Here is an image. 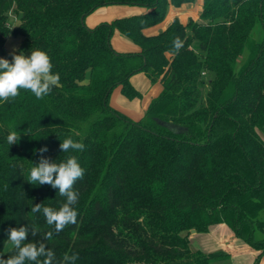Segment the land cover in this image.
Masks as SVG:
<instances>
[{"label":"trees","instance_id":"obj_1","mask_svg":"<svg viewBox=\"0 0 264 264\" xmlns=\"http://www.w3.org/2000/svg\"><path fill=\"white\" fill-rule=\"evenodd\" d=\"M196 0H0V58L48 54L60 83L42 99L30 91L0 101V254H14L8 229L36 224L41 240L52 230L42 204L59 209L66 198L50 185L27 181L42 155L60 163L75 155L84 169L74 190L77 222L45 241L62 264H214L226 255L191 247L190 236L226 224L264 258V0H203L199 20L178 18L155 34L169 10ZM110 5L147 8L94 28L87 17ZM18 20L9 26L10 14ZM118 33L139 47L122 53ZM183 42L177 51L173 41ZM142 73L162 91L134 121L114 109L116 87L142 96L131 79ZM20 140L12 145L8 134ZM72 138L82 152L63 153ZM42 259V258H41ZM26 264H34L27 262ZM64 264H71L65 261Z\"/></svg>","mask_w":264,"mask_h":264},{"label":"clouds","instance_id":"obj_2","mask_svg":"<svg viewBox=\"0 0 264 264\" xmlns=\"http://www.w3.org/2000/svg\"><path fill=\"white\" fill-rule=\"evenodd\" d=\"M182 43L179 37L173 41L177 51L182 47ZM11 55V62L0 58V101L17 97L21 89L30 91L37 99H42L51 92L53 87L59 85L60 75L53 73V64L46 52L32 49L30 56H25L23 52L16 54L14 50ZM19 140L20 134L16 130L11 131L7 136L9 145ZM84 148L83 143L76 142L70 137L60 143L63 153L69 150L82 152ZM38 151L41 154L39 163L30 169L27 181L34 186L50 185L53 189H58L59 195L65 197L66 200L59 209L42 204H35L31 207V213L42 212L47 225L52 228V230L43 232L41 240L25 242L29 229L33 237L41 232V228L36 224L8 229L7 242L13 246L14 254L8 256L7 259L0 258V264H26V261L34 262V264H53L56 259L55 253L45 241L52 240L54 234L58 235L65 227L77 222L78 212L73 206L78 201L79 192L74 190V185L77 180L83 178L84 169L75 155H70L65 161L56 163L42 155L48 151L46 146ZM2 256L3 254H0V257ZM78 258V253L71 255L65 253L62 257V264L65 261L75 264Z\"/></svg>","mask_w":264,"mask_h":264},{"label":"rangeland","instance_id":"obj_3","mask_svg":"<svg viewBox=\"0 0 264 264\" xmlns=\"http://www.w3.org/2000/svg\"><path fill=\"white\" fill-rule=\"evenodd\" d=\"M202 4L203 0H196L194 4L184 6L180 10H174L173 8H171V10H169V15L167 16L165 21L157 27V31H153L152 33H157L160 30L164 29L170 24V22L172 23L175 18H178L184 24H186L190 19L199 20V13L202 10ZM147 11V8L139 6H105L88 16L86 24L89 27L94 28L102 23H110L118 18L145 14ZM175 15L176 17L173 19V16ZM18 24L19 23L16 19V15L14 13H11L9 17V26L15 27ZM254 31L255 38H257V40L259 41H262L264 34L263 28L260 23L256 25ZM20 44V37H15L12 35L9 36L6 42V49L8 53L11 55L15 50V53L18 54ZM112 46L115 50L122 53H133L140 50L139 47H137L128 39L124 38L118 33H116L112 38ZM131 83L138 91L141 92L142 96L140 98L130 100L125 96L121 95L120 87H116L111 95L110 104L114 109L123 113L130 119L138 121L145 115L146 110L151 101L160 94V92L162 91V85L160 83L152 84L150 80L146 78V76L142 73L136 74L131 79ZM262 137L264 139V131L262 132ZM261 219L264 220V212L261 214ZM197 245L198 243H196V241H194L192 244L194 249L198 248ZM11 247L12 245L8 243L4 251L7 252ZM217 264H221V262Z\"/></svg>","mask_w":264,"mask_h":264},{"label":"crops","instance_id":"obj_4","mask_svg":"<svg viewBox=\"0 0 264 264\" xmlns=\"http://www.w3.org/2000/svg\"><path fill=\"white\" fill-rule=\"evenodd\" d=\"M175 17L176 15L173 16V19ZM167 27L162 30H165ZM157 30L158 28L151 29L149 30V34H155L156 32H152ZM194 241L198 243L197 249H194L192 246ZM190 243L194 250H200L206 254L221 252L226 255L223 259L216 261L215 264L220 262L221 264H254L259 254L247 243L237 238L233 230L226 224L212 226L208 233H191ZM260 264H264V258L261 259Z\"/></svg>","mask_w":264,"mask_h":264},{"label":"water","instance_id":"obj_5","mask_svg":"<svg viewBox=\"0 0 264 264\" xmlns=\"http://www.w3.org/2000/svg\"><path fill=\"white\" fill-rule=\"evenodd\" d=\"M195 233H196V231L193 230V231H192V234H195Z\"/></svg>","mask_w":264,"mask_h":264}]
</instances>
